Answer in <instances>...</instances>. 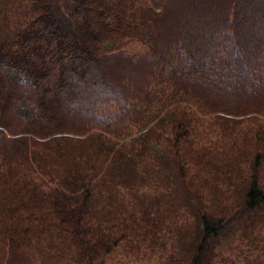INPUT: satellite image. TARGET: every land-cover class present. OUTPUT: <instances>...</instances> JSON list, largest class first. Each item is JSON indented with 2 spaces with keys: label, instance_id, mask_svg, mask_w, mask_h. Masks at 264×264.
Returning a JSON list of instances; mask_svg holds the SVG:
<instances>
[{
  "label": "trees",
  "instance_id": "obj_1",
  "mask_svg": "<svg viewBox=\"0 0 264 264\" xmlns=\"http://www.w3.org/2000/svg\"><path fill=\"white\" fill-rule=\"evenodd\" d=\"M66 3L0 0V264H264V0Z\"/></svg>",
  "mask_w": 264,
  "mask_h": 264
},
{
  "label": "rangeland",
  "instance_id": "obj_2",
  "mask_svg": "<svg viewBox=\"0 0 264 264\" xmlns=\"http://www.w3.org/2000/svg\"><path fill=\"white\" fill-rule=\"evenodd\" d=\"M58 6L62 12L67 13V7H66V0H57ZM147 49L144 45L139 43H133L126 47V52L135 54V55H142L146 53ZM133 264H152L151 262L147 263L144 259L142 262H135Z\"/></svg>",
  "mask_w": 264,
  "mask_h": 264
}]
</instances>
